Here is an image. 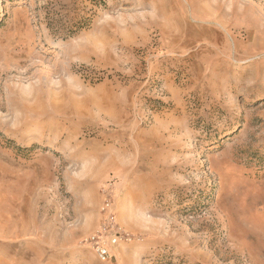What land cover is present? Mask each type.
Instances as JSON below:
<instances>
[{
  "label": "rangeland",
  "instance_id": "1",
  "mask_svg": "<svg viewBox=\"0 0 264 264\" xmlns=\"http://www.w3.org/2000/svg\"><path fill=\"white\" fill-rule=\"evenodd\" d=\"M0 264H264V0H0Z\"/></svg>",
  "mask_w": 264,
  "mask_h": 264
},
{
  "label": "built area",
  "instance_id": "2",
  "mask_svg": "<svg viewBox=\"0 0 264 264\" xmlns=\"http://www.w3.org/2000/svg\"><path fill=\"white\" fill-rule=\"evenodd\" d=\"M112 190V184H109L104 190L100 224L97 230L86 239V243L101 261L110 260L115 248L122 242H130L132 239L131 235L125 232L117 222Z\"/></svg>",
  "mask_w": 264,
  "mask_h": 264
}]
</instances>
